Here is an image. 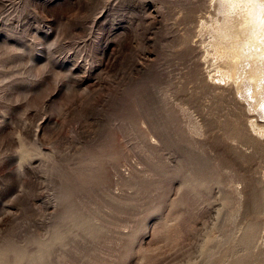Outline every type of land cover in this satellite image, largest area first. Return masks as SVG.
<instances>
[{
  "label": "rangeland",
  "instance_id": "374dc122",
  "mask_svg": "<svg viewBox=\"0 0 264 264\" xmlns=\"http://www.w3.org/2000/svg\"><path fill=\"white\" fill-rule=\"evenodd\" d=\"M235 2L225 34L222 0H0V264H264V83L216 48L264 0Z\"/></svg>",
  "mask_w": 264,
  "mask_h": 264
},
{
  "label": "bare ground",
  "instance_id": "6f19581e",
  "mask_svg": "<svg viewBox=\"0 0 264 264\" xmlns=\"http://www.w3.org/2000/svg\"><path fill=\"white\" fill-rule=\"evenodd\" d=\"M236 2L239 3V1H236ZM236 2H235V0H232V2L229 3V1H227V0H222V5L225 8L223 21H224L225 25L227 26V27L223 28L225 30L224 31L225 34L231 32L230 28L233 27L232 23H234V21L237 20V15L240 14L238 11V8H241V7L238 6V8H235V7L232 8V6L235 5L234 3H236ZM245 12L248 15L250 14V16L252 15V19L254 21L258 20V16H259L260 21H262L264 18V17H262V15L261 16L258 15V10L255 11L252 8L250 9V6H249V9L247 8V10ZM243 14H241V15H243ZM238 17H240V16H238ZM241 18H243V17H241ZM216 24H218V23H216ZM247 24H249V23H247ZM219 25H221V24H219ZM244 25H246V24H244ZM235 26H237V25H235ZM247 26H249V25H246V31L244 33L242 32L243 35L245 34L246 39H244L245 36L242 37L243 35L241 34L242 39L245 40V42L244 41L242 42L243 44H240L241 40L239 39L240 40L239 42L236 40L238 43H236L233 40L234 42L231 44V48L229 45H228L229 46L228 48H225L227 46H223L224 48L223 47L221 48V46L220 47L218 46L216 48L219 51L218 52L219 58H221L220 59L221 64L219 66L224 68V71L223 72L221 71L222 72L221 75L223 74V76L226 80L231 79L233 82L236 81L235 82V83H237L236 87L238 88L239 92L242 93V97H244L245 99L247 98V99L253 100L255 97H257L258 91H260L259 88L258 87L253 88L251 95L250 94H249L250 96L247 95L248 97L246 96V89L249 87H246V89H244V88H245L246 84H249V85L256 84L257 85L260 83L262 85V83H264V78H263V75H264V57L259 58L257 56V54L255 53L256 51H259V50H263L262 52H264V39H263L264 38V23H263V21H262V23L258 21V22H256V24L254 23L253 25H251L250 28H248V29H247ZM234 29H236V28L234 27ZM237 30H241V29L238 28ZM252 30H253L254 35L258 34V36H260V35H262V36H260V38H257V35H256V38H255L254 35L252 36V34H251ZM237 32H240V31H237ZM221 33H222V31H221ZM222 36H223V34H222ZM238 37L240 38V36H238ZM232 38H234L233 35H232ZM235 38H237V37H235ZM223 41L221 39V42H219V43H221V44L224 43L223 45H225L226 43ZM227 44H228V42H227ZM246 46L249 49L245 48ZM245 49L248 50L246 52H249V54L245 53ZM252 53H254V54H252ZM252 56H253V59H252ZM250 59H252V60H250ZM246 63H248V64H246ZM225 68H227V69L229 68L232 71L231 72L228 70L230 73L228 72L227 78H226ZM244 69H246V72H247L246 74L243 73ZM241 71H243L242 74H241ZM226 80H225V82H226ZM249 85H247V86H249ZM257 100H259V99H257ZM252 104H250V105H252ZM256 131L258 132V130H256Z\"/></svg>",
  "mask_w": 264,
  "mask_h": 264
}]
</instances>
